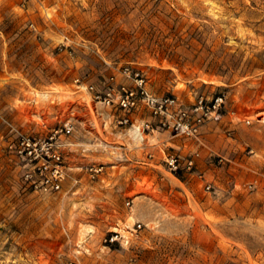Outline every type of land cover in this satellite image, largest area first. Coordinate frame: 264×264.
<instances>
[{"label":"rangeland","instance_id":"rangeland-1","mask_svg":"<svg viewBox=\"0 0 264 264\" xmlns=\"http://www.w3.org/2000/svg\"><path fill=\"white\" fill-rule=\"evenodd\" d=\"M123 67L182 107L224 93L220 115L137 143L93 98ZM0 116V264H264V0H0ZM67 119L61 189L33 191L8 123Z\"/></svg>","mask_w":264,"mask_h":264},{"label":"built area","instance_id":"built-area-1","mask_svg":"<svg viewBox=\"0 0 264 264\" xmlns=\"http://www.w3.org/2000/svg\"><path fill=\"white\" fill-rule=\"evenodd\" d=\"M121 74L131 79L133 84L121 82L108 85L104 90L96 91L93 98L105 106H114L122 111L117 123L128 125L132 131L144 133L161 128L192 137L198 134V129L205 118L220 115L224 93H217L209 101L200 96L188 107H182L172 96H156L149 92L145 78L139 71L123 67ZM144 112L151 119H141L140 123L135 124L131 115ZM0 119L4 120L1 116ZM8 124L11 137L6 147L23 161L25 185L33 191H59L67 176L65 148L68 145L67 138L74 131V123L67 119L44 135L26 133L11 123ZM164 163L172 172L190 169L194 166V156L182 161L178 155L167 153ZM90 169L97 171L101 166ZM63 264L71 263L65 261Z\"/></svg>","mask_w":264,"mask_h":264},{"label":"bare ground","instance_id":"bare-ground-1","mask_svg":"<svg viewBox=\"0 0 264 264\" xmlns=\"http://www.w3.org/2000/svg\"><path fill=\"white\" fill-rule=\"evenodd\" d=\"M132 136L135 139V142H141L144 139V136L142 133L137 132L136 130L132 131Z\"/></svg>","mask_w":264,"mask_h":264},{"label":"crops","instance_id":"crops-1","mask_svg":"<svg viewBox=\"0 0 264 264\" xmlns=\"http://www.w3.org/2000/svg\"><path fill=\"white\" fill-rule=\"evenodd\" d=\"M140 114H141V113L136 114V116H135L136 119H137V118H139V120L143 119V118L140 117ZM144 118H145V117H144ZM150 132H151V131L146 132L145 135H149ZM165 133H166V130L163 131V134H164V135H165ZM161 140H165V138H162Z\"/></svg>","mask_w":264,"mask_h":264}]
</instances>
